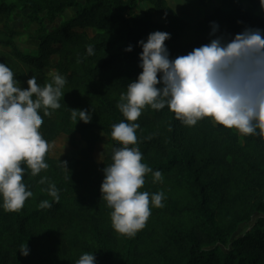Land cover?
<instances>
[{
  "label": "trees",
  "instance_id": "16d2710c",
  "mask_svg": "<svg viewBox=\"0 0 264 264\" xmlns=\"http://www.w3.org/2000/svg\"><path fill=\"white\" fill-rule=\"evenodd\" d=\"M141 1L154 12L140 16ZM198 1L219 6L194 25L197 37L182 43L178 38L187 25L166 0H0V63L23 88L32 75L40 84L50 82L46 69L62 74L67 83L61 107L43 116L40 131L50 144L61 135H78L83 143L75 157L54 159L48 151L49 167L23 176L33 192L23 207L0 208V264H74L83 252L94 253L96 264H264V138L208 117L187 126L167 107H146L135 121L138 146L143 162L160 170L163 180L154 183L148 173L141 190L163 191V207L151 206L145 226L128 236L113 229L111 209L101 198L102 170L111 155L97 162L94 154L99 133L113 149L121 146L110 133L125 119L117 108L121 92L142 71L137 41L166 31L171 35L165 45L175 58L208 43L201 37L211 32L213 21L218 33L233 36L246 27L264 29L260 0ZM70 10L74 14L57 23ZM24 13L28 39L36 43L28 53L17 42L25 32L13 26V17ZM154 13L168 23L156 22ZM129 44L133 50L126 52ZM72 109L90 110L91 122L73 120ZM41 176L46 183H39ZM48 183L59 189V201L46 191ZM45 200L51 207H41ZM245 224L248 230L237 235ZM24 242L27 256L19 251Z\"/></svg>",
  "mask_w": 264,
  "mask_h": 264
},
{
  "label": "clouds",
  "instance_id": "9594fccd",
  "mask_svg": "<svg viewBox=\"0 0 264 264\" xmlns=\"http://www.w3.org/2000/svg\"><path fill=\"white\" fill-rule=\"evenodd\" d=\"M264 7V0H260ZM211 23L209 42L195 47L185 55L170 57L165 41L170 33L156 30L147 39L137 41L142 50L138 67L142 71L129 81L121 92L117 108L124 120L112 125L111 138L118 141L111 153L110 163L103 168L101 198L111 209L112 227L120 234L134 236L145 226L151 206L163 207V191L149 193L141 190L145 176L152 174L153 182H162L160 170L143 162L139 148L136 123L148 107H167L182 124L194 126L208 117L217 124L235 129L245 136L264 138V29L246 27L234 36L218 33L219 24ZM129 44L126 52H131ZM93 45L87 54L94 55ZM66 78L59 72L45 84L32 75L27 88L21 87L14 72L0 63V208L20 210L33 195L23 176H37L49 167L45 155L50 143L40 131L43 116L61 107ZM43 113V115L41 114ZM71 118L84 123L93 115L87 109H72ZM61 167L69 171L67 162ZM47 177L41 176L44 184ZM46 191L59 201V189L48 183ZM41 207H51L47 200ZM21 255L27 256V242L20 245ZM74 264H96L92 252H83Z\"/></svg>",
  "mask_w": 264,
  "mask_h": 264
},
{
  "label": "rangeland",
  "instance_id": "374dc122",
  "mask_svg": "<svg viewBox=\"0 0 264 264\" xmlns=\"http://www.w3.org/2000/svg\"><path fill=\"white\" fill-rule=\"evenodd\" d=\"M168 5L172 6L180 15V17L186 22V30L180 33L178 41L186 43V39H191V30L196 22L203 19L209 12L210 5H202L198 0H167ZM142 5L138 14L142 15ZM74 10L67 11L61 18L58 19L57 23L61 20L68 19L74 14ZM27 18L26 13L22 15H17L13 17V26L15 29L25 32V35L18 39V46L20 50L24 53L31 52L35 50L36 43L29 40L26 31L27 29ZM36 27L32 25L30 30H35ZM46 74L51 76L52 71L46 69ZM83 147V143L78 135H61L57 138L55 142L50 144L49 155L54 159H62L65 156L75 157L78 151ZM113 151L112 145L109 143L108 137L103 133H99V140L95 150V160L97 162H102L105 157L111 155ZM250 224L242 225L237 233V235L243 234L248 230Z\"/></svg>",
  "mask_w": 264,
  "mask_h": 264
},
{
  "label": "crops",
  "instance_id": "0c3cea01",
  "mask_svg": "<svg viewBox=\"0 0 264 264\" xmlns=\"http://www.w3.org/2000/svg\"><path fill=\"white\" fill-rule=\"evenodd\" d=\"M166 3H167V5H168V2H167V0H166ZM142 5H144V8L142 9V15H143V12L144 11H152V12H154V7L152 6V5H150L149 3H147V2H144V1H141L140 2V4H139V10L141 9V7H142ZM245 7H248L249 5H248V3L247 2H244V4H243ZM170 8H172L177 14H178V12L172 7V6H170V5H168ZM219 6V3L218 2H215V3H213V4H211L210 5V7H209V12H208V14L206 15V16H208V15H211L213 12H214V10H215V8L216 7H218ZM139 10H138V12H139ZM179 15V14H178ZM141 16V15H140ZM180 16V15H179ZM205 16V17H206ZM204 17V18H205ZM203 18V19H204ZM180 19L186 24V22L180 17ZM203 19H201V20H203ZM154 20L156 21V22H158V23H161V24H167L168 23V19H167V17L165 16V15H163V14H157V13H154ZM200 20V21H201ZM199 22V21H198ZM198 22H196V23H198ZM195 23V24H196ZM186 30V29H185ZM184 30V31H185ZM183 31V32H184ZM182 32V33H183ZM191 33H192V35H191V38H195V37H197V32L195 31V29H194V26H193V29L191 30ZM217 34H219V33H217ZM233 36V35H232ZM201 39L202 40H207V39H209V34L208 35H206V36H203V37H201ZM186 40H189V39H186Z\"/></svg>",
  "mask_w": 264,
  "mask_h": 264
}]
</instances>
